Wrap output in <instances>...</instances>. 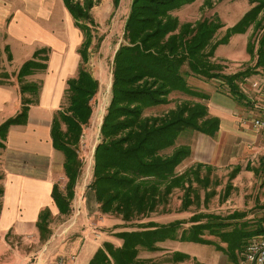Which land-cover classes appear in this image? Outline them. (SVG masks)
Listing matches in <instances>:
<instances>
[{
    "label": "trees",
    "instance_id": "trees-1",
    "mask_svg": "<svg viewBox=\"0 0 264 264\" xmlns=\"http://www.w3.org/2000/svg\"><path fill=\"white\" fill-rule=\"evenodd\" d=\"M67 8L84 34L80 46L81 63L75 77L67 81L68 106L59 109L52 120V141L65 156L64 172L68 178L63 192L57 183L53 198L62 213L71 211L83 161L79 155L84 127L91 121L93 98L100 89L99 80L88 69L90 48L94 42L93 28L96 20L92 9L95 0H64ZM121 0H114L118 7ZM196 0H132L127 16L123 41L113 60L112 98L101 125V141L95 149L94 178L89 184L102 213H116L124 220H139L157 210L167 200L174 187L185 181V173L177 167L191 154L190 146L172 148L186 130L215 136L220 129L218 116H209L206 103L192 107L182 103L163 116H147L146 108L165 104L174 91L197 94L204 100L210 95L196 92L187 76L220 79L228 87L225 90L241 104H248L241 89V81L253 72L248 70L234 74L216 72L212 62L215 50L235 34L245 33L253 24L258 25V14L264 8V0L249 9L234 25L227 27L222 38L217 32L225 25L218 14L196 22H181L173 12ZM257 1V0H251ZM257 64H264V34L260 39ZM8 49V48H7ZM50 48L37 49L33 57L25 61L17 76L22 94V108L0 125V146L5 147L12 126L28 121L31 104L38 101L42 81H25L37 70L48 69ZM11 59V55H8ZM2 73L1 82H6ZM35 97V98H34ZM49 209L40 213L38 226L42 235L49 231ZM206 223L197 222L183 228V221L166 224L147 223L137 229L122 231L121 245L106 241L98 248L88 264H147L139 258L140 250H155L157 243L170 240L215 244L201 234L223 236L227 250L243 252L248 240L264 234V227L254 230H226L225 219L208 215ZM196 221V220H194ZM221 249V245H218ZM176 261H184L190 255L176 251ZM197 264V263H193Z\"/></svg>",
    "mask_w": 264,
    "mask_h": 264
},
{
    "label": "rangeland",
    "instance_id": "rangeland-1",
    "mask_svg": "<svg viewBox=\"0 0 264 264\" xmlns=\"http://www.w3.org/2000/svg\"><path fill=\"white\" fill-rule=\"evenodd\" d=\"M113 1L95 0L92 9L96 20V26L93 28L95 38L90 48L87 67L99 80L100 89L92 100L93 116L90 123L84 127L80 141L79 155L83 167L75 187V198L86 194L94 178L95 148L101 141L100 125L112 98L113 60L123 41L124 25L132 0H121L117 8ZM258 2L259 0H196L175 10L173 14L178 16L181 22H196L218 14L225 25L216 34L218 40L223 37L227 27L236 24ZM257 23L258 25L253 24L245 33L235 34L227 43L219 45L211 58L216 64L215 71L221 74H234L245 70L250 73L254 69L250 76L240 82L248 104H241L233 99L225 91L228 90L227 85L220 79L187 76L192 89L210 95L207 100L196 96L197 94L174 91L168 96L167 103L145 109L144 114L147 116H163L182 103L192 107L203 102L208 106L209 116H218L221 125L215 136L186 130L179 136L175 145L167 150L172 153L176 147L190 146L191 154L177 167L178 173H185L184 183L174 187L167 200L162 202L156 211L139 220L130 221L124 220L122 215L100 211L97 220H101L103 215L108 219V225L100 228L103 231L102 238L96 233L101 242L111 239L108 241L121 245L123 240L118 236L120 232L137 229L140 225L151 222L166 224L181 220L182 227L189 228L198 219L201 223H206L210 219L208 215L232 223L226 230H254L259 226L264 227V127L256 125L257 119L264 121V64H257L258 52L261 49L260 39L264 34V8L258 14ZM36 72L40 73V70ZM29 80L27 76L25 81ZM36 82H40L39 79ZM20 93L22 98L33 96L28 92L22 94L21 88ZM67 106L68 97L65 91L61 109ZM4 148L0 146V210L4 194ZM59 153V157L64 159V154ZM67 181L63 168L56 182L63 192H66ZM76 210L75 206L64 215L54 216L51 213L47 223L48 226L55 224V227H48L49 231L45 232L42 241L47 240L52 233L58 235L68 224L85 227V217H81ZM78 233L76 231L75 235ZM201 236L215 244L168 239L157 243L158 248L155 250H140L139 258L147 264H245L242 252H228V242L223 236L211 234L209 230H205ZM67 240L68 238L64 241ZM176 251L187 253L190 258L176 261Z\"/></svg>",
    "mask_w": 264,
    "mask_h": 264
},
{
    "label": "crops",
    "instance_id": "crops-1",
    "mask_svg": "<svg viewBox=\"0 0 264 264\" xmlns=\"http://www.w3.org/2000/svg\"><path fill=\"white\" fill-rule=\"evenodd\" d=\"M83 40L64 0H0V124L21 108L20 67L37 49L50 48L48 69L28 76L29 81H42L39 101L30 106L27 123L13 126L5 141L0 264H88L103 244L100 228L108 225V219L103 215L97 220L101 212L90 187L84 196L74 195L71 201V208L76 206L85 217V227L68 224L58 235L51 232L42 241L38 226L44 209L54 216L67 214L60 211L52 194L65 160L53 145L52 120L61 108L67 81L78 73ZM3 71L9 75L7 83L1 82Z\"/></svg>",
    "mask_w": 264,
    "mask_h": 264
},
{
    "label": "built area",
    "instance_id": "built-area-1",
    "mask_svg": "<svg viewBox=\"0 0 264 264\" xmlns=\"http://www.w3.org/2000/svg\"><path fill=\"white\" fill-rule=\"evenodd\" d=\"M256 125L264 127V121L256 120ZM244 261L252 264H264V234L251 237L244 251ZM74 259V257H72Z\"/></svg>",
    "mask_w": 264,
    "mask_h": 264
}]
</instances>
